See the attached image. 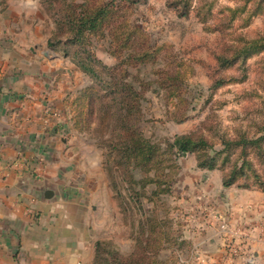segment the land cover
Here are the masks:
<instances>
[{
  "label": "rangeland",
  "instance_id": "rangeland-1",
  "mask_svg": "<svg viewBox=\"0 0 264 264\" xmlns=\"http://www.w3.org/2000/svg\"><path fill=\"white\" fill-rule=\"evenodd\" d=\"M8 1L0 0V8L6 7ZM172 1L137 0L133 18L151 35L153 41L160 45L173 46L178 57L191 67L186 74L191 96L184 94L190 106L185 120L177 122L173 119L171 112L179 100L172 97L167 98L155 83H151L149 90L145 93V98L141 100L144 113L139 126L144 136L158 143L160 149L166 151L168 144L177 134L201 131L212 141H216L215 143L219 141L221 135L234 136L237 130L253 135L256 132L255 123L264 119V51L249 54L245 59L222 66L216 60L215 55L224 51L225 43L237 39L239 34L243 33L247 37L264 36V2L261 3V12L258 14H248L245 11L238 13L231 23L226 22L228 28L222 33L218 30L206 29L205 24L196 16L193 7L202 0H190L192 10L188 17L178 16L177 11L170 4ZM203 1L211 3L214 17H211L208 23L212 25L219 23L217 19L222 9L236 8L245 3L244 0ZM11 2L15 5V9H19V4H24L22 7L25 10L22 15L26 20H19V23L22 21L23 24L13 22L15 24L11 30L13 36L16 37L22 32L21 29L19 30L20 26L28 25V28L36 34L31 36L32 39H28L32 49L36 52L46 51L47 66L52 65L55 70L61 66L62 73L58 76L63 82L69 80V76L73 81L76 80L78 86L70 95L71 100L75 99V96L85 86L95 84L94 77L87 74L71 55L66 56L48 44L49 38L56 29V24L52 12L42 0H11ZM250 7L251 2H248L247 9L249 10ZM39 20L43 24L42 28L36 25ZM75 47L76 45L71 46L72 51ZM88 48L104 64L113 65L115 63V56L109 53L107 39H93V44H90ZM60 54L65 57L63 64L48 62V59H53L55 55ZM158 67L159 65L149 64L136 70L129 69L140 79L152 82L156 79L155 71ZM220 76L227 79L232 77L235 80L222 87L211 88L214 79ZM69 103H67L68 113ZM107 128V126L105 128V122L102 124L97 118H93L88 131L73 130L79 141L77 150L80 153L79 161L90 163L84 176L90 173V165L93 168L102 163L109 183L108 192L103 194L104 208L101 210L102 201H92L93 204L99 206L97 211L91 214L89 220L93 236L99 238L100 241L110 243L119 254L128 256L135 251L140 256L143 253L144 244L141 247L138 246L134 237L138 235L141 224L147 226L148 218H155L158 225L156 228L157 241H152V244H155L156 249H152L151 255L148 254L144 259L161 264H199L197 258L201 251L199 252L196 247L197 242L200 236H203L204 231L214 230L209 226L207 230H203V220L209 212V207L216 206L219 213L224 216L216 225L217 232L214 231L218 234L228 226L233 227L236 233L240 231L232 236L229 247L226 246L228 243L224 240L223 245H225L227 254L235 253L230 255L231 259L237 258L245 264L253 246V241L251 242L247 237L250 234L258 239H264V219L251 221L247 219V216L241 215L240 211L232 210L231 207L229 210L224 202V196L221 195V199H218V193L213 199H208L205 189H207L206 182L209 172L207 169L198 167L194 153H186L177 157L173 155L172 158H175L173 162L168 159V151L163 153L162 168L160 167L157 172L159 178L164 181L151 182L147 185L139 182L134 185V188L142 193L140 207L132 202L129 196L130 185L124 183L120 177L116 178L119 191L125 197L121 205L122 199L117 198V190L112 185L105 164L109 163L107 142L110 132ZM215 147L221 146L217 144ZM76 171L74 170L73 173ZM154 175L155 170L149 173L137 171L135 178L144 180L145 177ZM83 180L86 187L95 188L88 178L86 180L83 178ZM249 182L252 183L253 180ZM239 183H244V180L240 179ZM106 195L110 196V199ZM100 197L101 193H98V198ZM229 211L232 213L228 223L225 216ZM164 230L168 233V237L160 244L162 242L160 237ZM219 238L224 239L227 236H218L217 240ZM253 243L255 244L256 241ZM255 253L259 256L264 252L261 250Z\"/></svg>",
  "mask_w": 264,
  "mask_h": 264
},
{
  "label": "crops",
  "instance_id": "crops-1",
  "mask_svg": "<svg viewBox=\"0 0 264 264\" xmlns=\"http://www.w3.org/2000/svg\"><path fill=\"white\" fill-rule=\"evenodd\" d=\"M23 5L15 9L9 0L0 8V264H94L99 238L91 234L89 220L99 206L92 201H102L104 208L109 183L102 163L90 165V173L84 176L90 163L79 161V141L67 108L76 80L69 76L63 82L58 76L61 66L56 70L47 66L46 51L32 49L28 39L36 34L28 25L20 26L22 32L13 36V22L25 20ZM36 25L43 27L40 20ZM64 60L60 54L48 62L63 64ZM208 172V199L218 193L229 210L240 211L251 221L264 219L263 191L224 187L220 171ZM83 178L95 188L86 187ZM49 190L53 194L47 197ZM231 213L225 216L228 223ZM223 216L210 206L203 230L209 226L217 232ZM214 230L204 231L197 242L199 264L244 263L231 259L235 253L227 254L223 245L224 240L229 247L240 231L229 226L218 234ZM218 236L227 238L217 240ZM247 239L256 243L252 242L245 264H264V253H255L264 252V239L250 234Z\"/></svg>",
  "mask_w": 264,
  "mask_h": 264
},
{
  "label": "trees",
  "instance_id": "trees-1",
  "mask_svg": "<svg viewBox=\"0 0 264 264\" xmlns=\"http://www.w3.org/2000/svg\"><path fill=\"white\" fill-rule=\"evenodd\" d=\"M242 6L222 9L218 22L209 24L214 17L211 3L203 0L193 7L195 14L208 30L224 33L228 28L226 22H232L238 13L248 14L261 12L264 0H244ZM52 12L56 29L49 38L48 44L64 55H71L80 67L95 79V84L85 86L75 99L68 98L72 130L86 132L91 128V120L97 118L109 130L107 142V171L112 185L117 190L121 205L125 197L119 191L116 178L129 186V196L138 207L141 206L140 191L134 188L136 183L147 185L161 182L157 170L162 166L163 153L168 151V159L173 162V155L180 156L194 153L198 167L201 169H218L222 175L224 187L236 185L241 188L264 191V119L255 123L253 135L237 130L234 136L221 135L219 141H212L201 131L177 134L168 144L166 151L158 143L145 137L139 123L143 118L141 100L149 90L151 83L163 91L167 98H177L179 102L171 112L173 119L182 122L186 118L190 102L184 94L191 96L186 74L191 68L178 57L173 46L160 45L153 41L151 35L133 18L137 0H42ZM248 2L251 7L247 9ZM170 4L178 16L190 15V0H173ZM107 39L109 53L115 56L113 65H106L88 48L93 39ZM76 45L74 51L71 46ZM264 51V36L247 37L239 34L237 39L227 42L224 51L215 55L222 66L245 59L249 54ZM159 65L156 79L145 81L133 74L129 68L139 69L147 65ZM244 65V64H242ZM232 77H217L211 88H219L233 81ZM70 99V100H69ZM189 102V103H188ZM181 104V105H180ZM219 144L221 147H215ZM173 167V163L170 166ZM155 170L154 176L136 180V172L147 173ZM244 183H239V180ZM249 180H253L252 183ZM155 194V192H153ZM151 200V198H149ZM147 226L141 224L135 242L143 253L135 251L128 256L116 252L112 245L105 241L95 244L94 264H161L144 259L156 249L152 241H157L158 227L155 218H148ZM154 221V222H153ZM145 234V238L143 235ZM166 230L160 237L161 243L168 237ZM159 248V247H158Z\"/></svg>",
  "mask_w": 264,
  "mask_h": 264
},
{
  "label": "water",
  "instance_id": "water-1",
  "mask_svg": "<svg viewBox=\"0 0 264 264\" xmlns=\"http://www.w3.org/2000/svg\"><path fill=\"white\" fill-rule=\"evenodd\" d=\"M52 194H53V192L50 191V190L46 192V196H47V197H50Z\"/></svg>",
  "mask_w": 264,
  "mask_h": 264
},
{
  "label": "built area",
  "instance_id": "built-area-1",
  "mask_svg": "<svg viewBox=\"0 0 264 264\" xmlns=\"http://www.w3.org/2000/svg\"><path fill=\"white\" fill-rule=\"evenodd\" d=\"M248 261H249V262H253L254 259H253L252 257H250V258L248 259Z\"/></svg>",
  "mask_w": 264,
  "mask_h": 264
}]
</instances>
